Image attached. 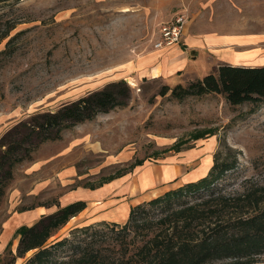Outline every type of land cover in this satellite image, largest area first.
Instances as JSON below:
<instances>
[{
  "label": "rangeland",
  "instance_id": "1",
  "mask_svg": "<svg viewBox=\"0 0 264 264\" xmlns=\"http://www.w3.org/2000/svg\"><path fill=\"white\" fill-rule=\"evenodd\" d=\"M182 13L189 20L179 46L155 49L161 27ZM0 14L2 31L14 26L0 44V52L7 49L0 56V138L18 122L110 83L124 80L130 93L125 107L64 129L62 139L42 143L16 167L0 203V242H8L0 246V264H12L19 226L37 221L20 211L134 175L138 165L171 168L163 182L170 190L207 176L216 159L232 166L210 190L183 200L264 185V104L231 105L214 93L173 95L221 65H264V0H15L1 4ZM174 47L185 51L177 64L168 54ZM155 70L161 77L152 78ZM95 213H78L48 243L97 227L102 222L90 223ZM252 264H264V255Z\"/></svg>",
  "mask_w": 264,
  "mask_h": 264
},
{
  "label": "trees",
  "instance_id": "2",
  "mask_svg": "<svg viewBox=\"0 0 264 264\" xmlns=\"http://www.w3.org/2000/svg\"><path fill=\"white\" fill-rule=\"evenodd\" d=\"M14 1L0 0V5ZM3 17L0 14L1 21ZM13 28L9 23L5 30L0 29V44ZM208 93L224 95L231 105L264 104V65H221L216 73L189 88L177 86L173 90L178 98ZM129 94L124 80L113 82L54 112L36 113L9 129L0 138V203L14 180V170L33 149L62 139L64 129L91 121L99 113L125 107ZM231 168L216 159L207 176L133 207L124 223L76 228L70 237L48 243L86 204L60 208L16 230L19 247L12 264L32 250L36 251L24 264H252L264 255V185L246 188L237 195L213 190L201 200H183L210 190Z\"/></svg>",
  "mask_w": 264,
  "mask_h": 264
},
{
  "label": "crops",
  "instance_id": "3",
  "mask_svg": "<svg viewBox=\"0 0 264 264\" xmlns=\"http://www.w3.org/2000/svg\"><path fill=\"white\" fill-rule=\"evenodd\" d=\"M179 46V45H177ZM185 51L180 47H174L168 51L171 54L173 63H179V59L183 57ZM188 54V52H186ZM161 77L160 70H155L152 73V78ZM34 170L38 171L40 166H35ZM171 168L165 169L159 167H148V165L136 166V172L121 174L119 176L107 178L98 186H88V188H77L72 191H66L51 204H37L30 208H26L24 215L25 220H39L42 216H47L57 212L60 208H64L70 204L84 202L86 207L81 212H96L94 219L90 223L107 222L114 220L115 222L123 221L126 216H129L131 209L139 204L157 198L171 188L169 185H164V180ZM172 171V170H171ZM59 172V171H58ZM76 171L65 172L64 176L74 175ZM133 175V176H132ZM134 181L136 184H134ZM194 180H186V183ZM135 192V193H134ZM73 202V203H72ZM42 210H44L42 212ZM98 212L102 216H98ZM115 214V215H114ZM114 217L118 219L115 220ZM36 221V222H37ZM26 225L22 224L21 226ZM19 226V227H21ZM31 226V225H28ZM0 242L1 247L7 245L6 239Z\"/></svg>",
  "mask_w": 264,
  "mask_h": 264
},
{
  "label": "built area",
  "instance_id": "4",
  "mask_svg": "<svg viewBox=\"0 0 264 264\" xmlns=\"http://www.w3.org/2000/svg\"><path fill=\"white\" fill-rule=\"evenodd\" d=\"M188 20V15L182 13L176 16L171 22L163 25L160 30V36L154 44L155 49H165L178 45Z\"/></svg>",
  "mask_w": 264,
  "mask_h": 264
},
{
  "label": "bare ground",
  "instance_id": "5",
  "mask_svg": "<svg viewBox=\"0 0 264 264\" xmlns=\"http://www.w3.org/2000/svg\"><path fill=\"white\" fill-rule=\"evenodd\" d=\"M198 179V178H197ZM73 203V202H72ZM44 210H42V212H43ZM115 215V214H114Z\"/></svg>",
  "mask_w": 264,
  "mask_h": 264
}]
</instances>
